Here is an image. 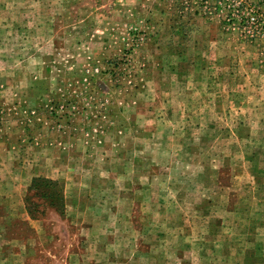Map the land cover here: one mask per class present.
I'll return each mask as SVG.
<instances>
[{
	"label": "rangeland",
	"instance_id": "rangeland-1",
	"mask_svg": "<svg viewBox=\"0 0 264 264\" xmlns=\"http://www.w3.org/2000/svg\"><path fill=\"white\" fill-rule=\"evenodd\" d=\"M0 264H264V0H0Z\"/></svg>",
	"mask_w": 264,
	"mask_h": 264
},
{
	"label": "crops",
	"instance_id": "crops-1",
	"mask_svg": "<svg viewBox=\"0 0 264 264\" xmlns=\"http://www.w3.org/2000/svg\"><path fill=\"white\" fill-rule=\"evenodd\" d=\"M11 85H14V84H11ZM30 85H31L32 87H33V86H37V83H35L34 81H32V82H30V83H29V82H26V83H25V82H16V83H15V86H16V87H18V86H30Z\"/></svg>",
	"mask_w": 264,
	"mask_h": 264
}]
</instances>
